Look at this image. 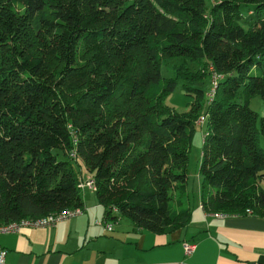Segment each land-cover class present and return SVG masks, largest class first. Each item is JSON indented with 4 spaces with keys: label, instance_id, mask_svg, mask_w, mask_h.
<instances>
[{
    "label": "trees",
    "instance_id": "obj_1",
    "mask_svg": "<svg viewBox=\"0 0 264 264\" xmlns=\"http://www.w3.org/2000/svg\"><path fill=\"white\" fill-rule=\"evenodd\" d=\"M166 57L198 68L163 77ZM211 70L212 97L186 86L187 111L164 102L178 77ZM254 95L264 100V0H0V223L80 207L83 166L104 219L182 227L200 116L201 208L264 217Z\"/></svg>",
    "mask_w": 264,
    "mask_h": 264
},
{
    "label": "crops",
    "instance_id": "obj_2",
    "mask_svg": "<svg viewBox=\"0 0 264 264\" xmlns=\"http://www.w3.org/2000/svg\"><path fill=\"white\" fill-rule=\"evenodd\" d=\"M86 173L81 174L84 176ZM264 187V184L260 186ZM197 198L188 222L166 233L136 228L126 217L104 219L96 198L53 226L0 234L6 264H264V217L215 216ZM263 189V188H262ZM92 191V190H91ZM110 224L105 229L104 224ZM193 244L185 254L182 243Z\"/></svg>",
    "mask_w": 264,
    "mask_h": 264
},
{
    "label": "rangeland",
    "instance_id": "obj_3",
    "mask_svg": "<svg viewBox=\"0 0 264 264\" xmlns=\"http://www.w3.org/2000/svg\"><path fill=\"white\" fill-rule=\"evenodd\" d=\"M181 64H186L190 70L198 68L196 64L188 61L184 62L180 57H166L160 61V73L163 77H173L174 70ZM211 79L212 74H207L206 76L202 77L200 81L192 82L178 77L175 89L165 97L164 102L177 112H185L188 110V108H190V105L194 100L192 95L187 94L186 86L201 89L205 95L204 100L206 98L209 99L208 93L210 92L211 88ZM237 100L242 101L241 99ZM248 106L256 113L257 119H262L264 122V100L258 95H254L249 99ZM198 119L194 122V130L188 147L186 160V191L189 205L195 202L197 198V186L199 181L197 167L199 161L201 137L204 132V123L203 120L198 121ZM259 145L264 150V139L262 136L259 137ZM52 151L54 153L56 152V154L58 153L57 150ZM57 156L58 158L60 157V155ZM75 167L79 169V167ZM80 168L83 175L85 170L83 166H80ZM260 182V186L263 185L264 179ZM261 188L264 189V187ZM79 194L82 199L83 196L85 198L95 197L93 191L87 189H79Z\"/></svg>",
    "mask_w": 264,
    "mask_h": 264
},
{
    "label": "built area",
    "instance_id": "obj_4",
    "mask_svg": "<svg viewBox=\"0 0 264 264\" xmlns=\"http://www.w3.org/2000/svg\"><path fill=\"white\" fill-rule=\"evenodd\" d=\"M211 69V68H210ZM212 74V81H211V88L210 92L208 93L209 98L212 97L214 93V88L216 86V80L218 78V75L211 70ZM203 120V116H200L198 121ZM72 141H74V138L72 136ZM69 155L71 157L74 156L73 150L69 152ZM77 187L78 189H87L92 190L94 189L92 178L86 174L82 177L78 178L77 181ZM114 211V210H112ZM81 212L80 207H73V208H62L55 211H50L45 215L38 216V217H24L20 218L18 220L13 221H6L0 223V234L2 233H9V232H16L21 227H45V226H53L58 221H60L62 218L68 217V216H74ZM245 213H248V210L245 211ZM215 216L223 217L226 216V213H214ZM105 229H110V224L105 223L104 224ZM183 252L185 254H188L193 249V244L191 243H182ZM4 253L5 251L0 248V264H6L4 262Z\"/></svg>",
    "mask_w": 264,
    "mask_h": 264
}]
</instances>
